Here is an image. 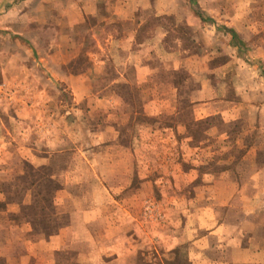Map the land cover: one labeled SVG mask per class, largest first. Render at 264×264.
Masks as SVG:
<instances>
[{
    "label": "crops",
    "instance_id": "0c3cea01",
    "mask_svg": "<svg viewBox=\"0 0 264 264\" xmlns=\"http://www.w3.org/2000/svg\"><path fill=\"white\" fill-rule=\"evenodd\" d=\"M9 1L12 3L0 10V180L25 174L23 169L10 172L16 156L22 166L35 162L30 167L38 177L51 155L61 148L63 124L70 130L75 128L71 121L77 123L76 119L67 115H110L116 112V104L117 114L123 112L127 102L123 93L115 91L118 87L134 92L140 113L147 116L183 113L184 101L193 108L197 122L219 114L208 112L219 98L216 92L220 88L208 84L206 66L227 56L221 68L211 69L220 79L226 76L230 62L245 64V60L239 61L230 31L246 42L245 34L255 28L245 27L239 20L253 0H71L73 20L68 29L63 32L61 22H54L48 25L52 34L44 38V26L34 27L37 32L34 29L32 33L29 25L19 26L29 15L30 0ZM85 17L94 18L96 23L78 32ZM176 33L186 37L185 43L175 37ZM80 54L84 59L77 63ZM170 73L182 76L180 81L163 78ZM252 76L260 86L262 81ZM97 79L107 85L95 88ZM191 82L196 83L195 89L184 93L183 86ZM63 85L69 90V108L56 104ZM225 99L221 98V103ZM187 128L183 121L150 127L154 132H166V146L180 147L179 152L168 153L165 167L158 172V177L174 182L159 183L161 186L155 188L163 198L153 203L154 209L168 211L171 218L163 216L147 235L154 259L160 257L165 264L177 260L186 264H264V167L249 173L256 184L261 179L259 185L249 188L238 183L224 186L226 172L195 174L193 168L178 169L174 163L180 156L182 162L205 161L191 144ZM120 130L119 123L103 119L95 129L100 131V140L93 138L91 145L116 142L124 147ZM14 147L21 149L20 155H15ZM249 153L243 157L257 160ZM100 158L105 165L99 177L92 167L94 160L86 154L79 156L91 181L94 177L100 183V178L117 183L113 187L100 184L101 189L93 186L92 193L104 192L107 202L93 199L86 205L87 195L74 198L72 188L61 186L55 192L54 204L60 206L70 200L69 222L49 234L35 235L30 220L19 215V205L8 202L5 191L0 190V264H56L55 255L68 247L75 252V264H136L133 259L143 256L140 237L132 240L126 230L116 237L112 232H122V228L114 221L103 226V235L97 234L92 226L98 221L90 214L108 205L116 210L111 216H119L120 211L128 209L126 190L140 202L142 179L151 176L142 172V160L133 153ZM135 161L140 162L139 167L130 168L128 162ZM50 177L56 178L52 174ZM200 177L210 179L191 185ZM135 178L137 184L132 185ZM243 192L249 197H241ZM253 193L261 195L260 199H251ZM133 220L136 233L142 225L136 217Z\"/></svg>",
    "mask_w": 264,
    "mask_h": 264
},
{
    "label": "rangeland",
    "instance_id": "374dc122",
    "mask_svg": "<svg viewBox=\"0 0 264 264\" xmlns=\"http://www.w3.org/2000/svg\"><path fill=\"white\" fill-rule=\"evenodd\" d=\"M11 1L15 2L16 0ZM10 3L12 2L0 0V10L5 9ZM71 5V0H30L29 15L22 18L20 25H18L21 28L29 25L28 28L31 33L34 31V27L44 26L41 35L46 38L52 34L51 26L48 28V25L60 21L64 32L68 29V23L73 20ZM245 13L244 17L239 18L242 21L241 25L260 29L257 31L254 28L252 32L245 34L247 40L243 42L244 50L237 49L239 61L243 60L244 62L245 60V64L240 62L239 64H233L230 62L225 68L226 76L220 77V79L217 76L218 74L216 75L211 69L212 66L214 68H221V63L227 61V56L223 55L222 59L215 60L212 66H206L208 70V84L220 88L219 92H216L219 98L214 100L208 112H217L219 114L211 115L197 122L193 114V108L190 105L187 106L184 101L183 113L161 114L157 117L147 116L139 111L138 96L133 97L135 93L129 92L124 86L118 87L115 91L123 93L122 95L127 102L123 108L125 110L123 112L120 111L118 115V105L116 104L113 107L116 112H112L110 115L103 116L101 112H95L91 116L76 112H71L74 115H67L76 119L77 123L71 121L75 128L70 130L69 128H65V124H63L61 129L63 138L61 148L51 155V161L47 164L48 166H45L44 169L38 172L40 173L38 177H36V171L32 173V168L30 167L32 166L31 163L35 162L22 166L23 164L21 161L19 162L18 157H14L10 172L23 169L25 174L18 177L15 175L12 177L11 175L6 179L0 180V190L5 191V197L8 202L19 205V215H21V218L24 217L30 220L35 235L49 234V232L51 233L58 228H64L68 224L69 213L72 208L70 200L66 199L67 201H64L60 206L54 204L55 192L61 186L72 188L74 198L81 197L82 194L87 195L89 203L85 202V204L90 205L93 199L94 201L96 199L107 202V194L104 192L100 194L92 193L93 186L101 189L102 184L104 186L109 184L112 187L117 184L109 183L107 179L104 180L102 178H100V183V180L98 181L94 177L92 178L93 181H91L89 179L91 176L87 172L88 168L79 160L80 153L86 154L91 160H94L92 167L99 173V177L105 165V162L100 158L102 155L133 153L135 158L142 160V172L151 176L142 179L143 185L140 202L139 200H135L134 195L128 192L127 189V201L125 203L128 209L120 211L117 217L114 216L116 213H113L112 217V212L116 211L113 209V206L102 205L90 214V217L95 216V221H98L92 228H94L97 234L103 235L105 228L103 226L108 225V222L111 221L117 222V225H120L122 228V232L113 231L112 234H116V237L126 230V234H129L128 236H131L132 240L140 237L141 241H143V248L140 249L143 256L139 255L133 259V262H136V264H165V262L161 261L162 258L160 259V257L154 259L153 250L148 248L147 235L150 236L152 227L155 223L158 224L162 221L163 216L171 218V214L167 213L168 211L154 209L153 203L163 198V194L159 193L155 188L162 184L174 182L173 179L158 177V172L162 171L165 167V157L168 153L171 151L179 152L180 147L166 146V142H164L166 132L160 130L156 132L151 131V126H173L181 121L187 124V135L190 138L191 144L195 145L193 147L197 149L196 153H199L201 157H205V161H196V163L182 162L180 156L176 163H174L178 169L193 168L195 174L198 172H210V174L214 175L226 172L227 176L222 179L226 184L224 186L238 183L241 187L249 188L260 184L261 179L256 184L257 180H252L248 175L256 169L264 167V0H253L248 9H244L243 14ZM94 23H96L94 18L85 17V23L77 31L83 30L85 26H93ZM34 32H37V28ZM175 37L182 39L185 43L184 39L186 37L181 38L178 33L175 34ZM186 45L189 46L191 44ZM83 59L84 56L80 54L77 58V63L83 62ZM253 74H255V78L259 79V82L262 81V85L260 84L259 86L256 83V80L253 78L254 76H252ZM181 77L172 73L169 76H163L164 79L168 78L174 81H180ZM102 84L107 85L101 79H97L95 88L100 89ZM195 84L191 82L183 86V92L186 93L193 88L195 89ZM61 89L62 94L57 99L56 104L69 108L72 103L68 94L69 90L64 85ZM223 97L227 101L221 103L220 99L222 98L223 100ZM223 113L225 114L223 115ZM87 117H89L88 121ZM103 119L119 123L121 126L120 138L124 147H119L116 142L111 145H91L93 138H96L94 141L100 140V131H95V129L97 125L101 124ZM90 126L94 128L93 131L90 129ZM34 148L37 151L40 149L38 146ZM13 150L15 155H20L21 149L19 147H14ZM248 152H250L248 155H253L257 160L250 161L248 158L245 159L243 156L247 155ZM95 155H99V157L97 158ZM114 164L116 165V163ZM128 164L130 168L133 166V169H136V167H139L140 162H128ZM174 165L172 164V166ZM231 172H233V175ZM28 173L30 174L29 177ZM51 174L55 175L56 178H51ZM204 178L200 177L194 180L191 185L197 184L198 180L202 179V182L207 183V180L210 179ZM137 181L138 179L135 178V183L131 182V184H137ZM180 183L181 181H178L177 185L181 186ZM86 190L88 193L85 192ZM253 194L252 196L250 195L251 199H260L261 195ZM240 196H243L245 199V197H249V193L243 192ZM137 197L138 195H136ZM150 204H153V207H150ZM8 217L12 218V216ZM134 217L142 225V228L137 225L139 228L136 233ZM74 256L75 252L72 248H65L55 255V263L75 264ZM175 264L186 263L177 260Z\"/></svg>",
    "mask_w": 264,
    "mask_h": 264
},
{
    "label": "trees",
    "instance_id": "16d2710c",
    "mask_svg": "<svg viewBox=\"0 0 264 264\" xmlns=\"http://www.w3.org/2000/svg\"><path fill=\"white\" fill-rule=\"evenodd\" d=\"M230 32H231V36H232V43L236 41L238 50H244L243 41H241L233 31H230Z\"/></svg>",
    "mask_w": 264,
    "mask_h": 264
}]
</instances>
